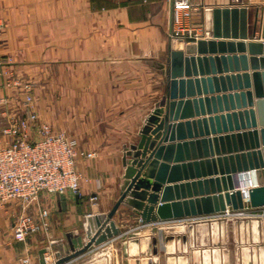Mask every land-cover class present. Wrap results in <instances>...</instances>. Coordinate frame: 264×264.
Listing matches in <instances>:
<instances>
[{"label":"crops","instance_id":"1","mask_svg":"<svg viewBox=\"0 0 264 264\" xmlns=\"http://www.w3.org/2000/svg\"><path fill=\"white\" fill-rule=\"evenodd\" d=\"M191 1L187 25L202 24L209 31L213 6L246 5L251 22L258 14L264 28V0ZM172 2L0 0V145L10 139L1 130L6 118L22 113L23 94L12 80L34 82L32 107L38 121L29 128L30 136L38 137L40 123L44 122L55 131L76 137V169L80 173V192L65 194L67 209L63 213L57 194H40L36 208L51 205L48 232L14 239L13 225L21 205L15 200L0 203V264H26L24 257L30 258L29 264H39L38 252L42 247L51 252L48 261H52L58 243L63 242L68 248V232L75 235L83 231L85 215L93 212L94 204L106 213L118 198L125 168L123 153L139 139L145 118L164 91L165 61L174 38ZM260 33L258 29L254 37L264 40ZM207 37H211L210 32ZM259 68L264 69V65ZM88 152L95 155L88 156ZM113 217L127 231L138 229L136 237L141 239L138 249L145 250L144 238L153 235L149 226L142 225L139 216L125 205H120ZM194 219L203 218L189 217L170 223L182 224L183 230L179 232L193 234L196 229L190 222ZM213 228L216 231V222ZM251 231L254 240L256 236L264 239V217L260 230L251 226ZM118 244L129 264H134L135 257H147L138 254L136 245L120 237L100 248L117 251ZM228 256L221 260L223 264ZM243 258L248 264L254 261L264 264V245ZM158 259L159 264H167L165 258L161 260L158 255ZM206 259L202 264H211ZM76 260L68 264H75ZM173 264L186 263L178 257Z\"/></svg>","mask_w":264,"mask_h":264},{"label":"water","instance_id":"2","mask_svg":"<svg viewBox=\"0 0 264 264\" xmlns=\"http://www.w3.org/2000/svg\"><path fill=\"white\" fill-rule=\"evenodd\" d=\"M258 29L264 38L262 20L256 14L251 22L248 6L215 5L211 37L171 39L164 91L139 139L123 153L118 198L106 213L94 204L83 231L68 232V248L58 243L52 261L42 247L39 264L71 263L118 237L147 255L135 257L134 264H159V250L169 252L174 241H182L186 250L187 235L170 220L211 216L227 208H264V69L259 68L264 40L254 37ZM57 195L63 213L65 195ZM120 205L149 226L153 235L144 238L145 250L138 249V229L127 231L116 223Z\"/></svg>","mask_w":264,"mask_h":264},{"label":"built area","instance_id":"3","mask_svg":"<svg viewBox=\"0 0 264 264\" xmlns=\"http://www.w3.org/2000/svg\"><path fill=\"white\" fill-rule=\"evenodd\" d=\"M192 7L191 0H173L172 37L195 42L198 38L208 36L209 31L204 25L194 27L185 24L191 15ZM12 84L19 86L23 94L22 113L20 116L7 117L1 126L2 132L10 139L0 145V203L14 200L20 203L21 211L15 218L12 235L14 239L22 240L30 233L48 232L51 227V205L39 208L35 206L41 193L65 195L68 191L80 192V173L76 169L78 140L64 131L53 130L44 122L40 123L38 137H31L29 128L38 121V115L32 107L31 93L36 83H21L14 79ZM87 155L92 156L95 153L88 152ZM256 209L246 206L231 211L227 208L211 216L249 214L263 218L264 210ZM52 242L53 240H50V243ZM45 258L48 261L51 252L47 253ZM29 261V257L23 258L26 264H29Z\"/></svg>","mask_w":264,"mask_h":264},{"label":"rangeland","instance_id":"4","mask_svg":"<svg viewBox=\"0 0 264 264\" xmlns=\"http://www.w3.org/2000/svg\"><path fill=\"white\" fill-rule=\"evenodd\" d=\"M261 219V217L259 218L249 214H220L205 217L201 219L202 221L194 219V221L189 222L193 225V228L195 225V232L193 234H190V232L184 233L187 235L186 250H183L182 241H180L179 245L177 241H174L176 249L169 252L159 250L158 255L161 260L165 258L167 264H169L170 256L174 259L178 257L184 259L186 264H202L206 257H208V261L211 264H216L215 260L217 259L215 258H218V261H220L217 264H223L221 260L226 255H229V259H225V264H248L245 263L246 261L243 256L248 253H255L260 245H264L263 237L256 236L257 239L254 240V235L251 231L253 222H256L258 225L257 228L260 230ZM214 222L217 223L216 231L213 228ZM201 233L204 235L202 236ZM248 248L250 251H248ZM116 257L118 258V264H124L120 244L117 246V251L111 250L110 247H99L83 257L78 258L75 264H85L98 258H105L106 264H116ZM256 262L254 261L250 264H261L259 261Z\"/></svg>","mask_w":264,"mask_h":264},{"label":"bare ground","instance_id":"5","mask_svg":"<svg viewBox=\"0 0 264 264\" xmlns=\"http://www.w3.org/2000/svg\"><path fill=\"white\" fill-rule=\"evenodd\" d=\"M253 226H255V228H256V230H257V224H256V222H253L252 227H253ZM181 230H183L182 224H180V226H178V231H181ZM168 249H170V251H173L174 249H176V245H174V243H171V244L168 245ZM99 253H100V252H99ZM100 255H101V254H100ZM95 256H96V255H95ZM180 260L183 261V262H185L184 259H181V258H180ZM206 260H207V259H206ZM173 261H174V258H172V257L170 256V257H169V264H170V262H171V264H173ZM207 261H208V260H207ZM215 262H216V264H217V262H219L218 259L215 260Z\"/></svg>","mask_w":264,"mask_h":264}]
</instances>
